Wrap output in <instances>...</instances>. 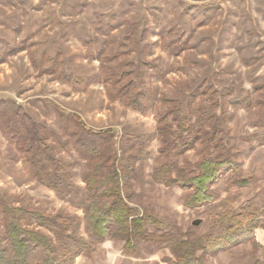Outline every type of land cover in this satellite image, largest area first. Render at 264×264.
<instances>
[{
	"label": "rangeland",
	"instance_id": "1",
	"mask_svg": "<svg viewBox=\"0 0 264 264\" xmlns=\"http://www.w3.org/2000/svg\"><path fill=\"white\" fill-rule=\"evenodd\" d=\"M60 75L87 83L73 86ZM111 79L135 86L133 93L138 88L162 95L166 106L183 104L186 96L210 87L211 97L183 106L194 112L204 105L202 99L213 105L209 111L219 117L220 142L193 143L176 158L177 165L189 168L230 146L252 183L225 191L218 182L215 189L220 198L234 196L236 209L247 203L264 208V0H0V193L13 207L83 217L86 162L73 148L57 155L74 164L71 181L80 188L78 194L57 195L32 177L5 127L13 111L39 125L44 137L53 132L63 141V127L73 129L77 115L91 131H111L116 159L132 149L129 137H140V145L129 152L147 155L132 162L140 169L130 177L137 214L150 208L182 230L208 231L206 206H185L183 190L153 176L165 161L159 157L154 120L165 108L155 101L146 114L129 109L108 96L115 92L107 84ZM116 175L120 183L119 168ZM260 220L262 229L254 238L264 247V215ZM84 226L82 221L89 249L72 264H167L164 259L170 257L166 249L150 252L141 243L138 252L127 254L123 241L98 240ZM261 255L264 250L255 252L245 243L208 256L205 264H255Z\"/></svg>",
	"mask_w": 264,
	"mask_h": 264
},
{
	"label": "trees",
	"instance_id": "2",
	"mask_svg": "<svg viewBox=\"0 0 264 264\" xmlns=\"http://www.w3.org/2000/svg\"><path fill=\"white\" fill-rule=\"evenodd\" d=\"M68 79L63 77L73 86L79 84L81 87L87 83L84 78ZM107 82L109 88L115 89L108 96L113 100H122L129 109L139 114H146L155 101L165 108L154 118L160 142L159 157L165 161L154 169L153 176L167 187L183 190L185 206L205 205L208 231L182 230L173 221L157 216L150 208H143L141 214L135 212L131 206L130 177L140 169H134L132 162L142 157L145 159L147 155L129 152L140 145V137H129L133 140L132 149L116 159L111 150L116 142L110 130L91 131L76 115L72 116L73 129L71 126L63 127L62 137L65 139L62 141L53 132L44 137L39 132L42 130L39 125L26 115L12 111L5 120L9 131L7 138L24 153L32 177L57 195L78 194L80 188L71 181L74 164L57 156L73 148L78 158L86 162V170L81 175L86 197L80 206L83 213L80 218L61 213L47 215L23 206L13 207L0 193V264H72L74 256L89 249L81 236L82 221L85 232L98 240L107 237L123 241L127 254L138 252L139 243L150 252L152 248L166 249L170 253V257L164 259L167 264H205L208 256L230 251L245 243H250L255 252L264 250L254 238L255 231L262 229L260 217L264 215V208L247 203L236 209L233 207L234 196L220 198L219 191L214 187L223 182L227 191L230 187H245L252 183V177L243 175L235 149L224 147L212 159L203 156L189 168L177 165L176 158L193 148V143L220 142L221 128L216 126L219 117L209 111L213 105L209 106L202 99L204 105L194 112L189 107L185 110L183 106L184 102L192 104L200 97L213 95V91L208 92L210 87L186 96L183 104L176 101L166 106L162 95L148 91L145 94L138 88L133 93L135 86L128 82L122 84L114 79ZM138 97H141L140 101ZM253 136L257 140L262 139L261 135ZM47 139L51 142L48 143ZM168 157L172 160H166ZM118 168L120 183L116 175ZM255 264H264V256L256 259Z\"/></svg>",
	"mask_w": 264,
	"mask_h": 264
},
{
	"label": "water",
	"instance_id": "3",
	"mask_svg": "<svg viewBox=\"0 0 264 264\" xmlns=\"http://www.w3.org/2000/svg\"><path fill=\"white\" fill-rule=\"evenodd\" d=\"M196 224V223H195Z\"/></svg>",
	"mask_w": 264,
	"mask_h": 264
}]
</instances>
